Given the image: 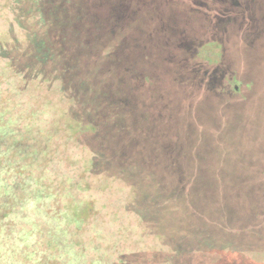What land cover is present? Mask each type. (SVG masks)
<instances>
[{"label": "trees", "instance_id": "16d2710c", "mask_svg": "<svg viewBox=\"0 0 264 264\" xmlns=\"http://www.w3.org/2000/svg\"><path fill=\"white\" fill-rule=\"evenodd\" d=\"M199 60V0H0V264L263 263L264 170L215 165L263 141L264 94L199 99ZM219 98L237 136L199 127Z\"/></svg>", "mask_w": 264, "mask_h": 264}, {"label": "rangeland", "instance_id": "374dc122", "mask_svg": "<svg viewBox=\"0 0 264 264\" xmlns=\"http://www.w3.org/2000/svg\"><path fill=\"white\" fill-rule=\"evenodd\" d=\"M199 53V75L202 76L203 73L204 82L200 80V77L199 80L202 84H206H203L199 89V99L203 95L210 97L219 95V90L224 84V77L231 78L234 74L243 82H252V90L255 92L264 94V0H199ZM217 54L221 55L222 66L209 65L206 58H215ZM207 74L211 76L209 79H207ZM219 99L221 100L219 104L210 101L202 106L199 103V121H201L199 127L204 123H210L215 126L213 129L218 133L226 132L227 138H230L231 135L237 136V133L231 132V129L230 132L224 130L223 126L228 129L229 125L227 123L223 124L222 121L224 118L229 117L235 106L227 104L221 98ZM260 105L262 110L259 114H261L263 120L262 130L264 133V102H261ZM254 106L259 105L243 103V108L250 111L249 120L254 119L252 113L255 112ZM202 116L208 118L204 119ZM249 133L243 134L241 139L246 142ZM203 141H205L204 138H202ZM252 145L250 144L249 147L246 146L245 148L227 146L224 160L217 163L215 167L221 169L233 168L235 170L249 168L251 170L255 169V171L262 168L264 170V134L263 141L260 144ZM205 147L210 152L214 151V148L210 146ZM234 154L241 156V159H232ZM249 182L250 180L244 182V184L246 185ZM257 197L255 201H253L254 198H248L247 204H254L258 212H263L260 215L261 218L255 220L258 221L257 224L260 227L257 226L258 231H262L264 236V201H261L262 199L259 196ZM200 203L201 201H199V205L203 206ZM233 207L236 208L237 205L234 204ZM211 220L212 222H209V225L215 236L226 231L229 234H236L238 230H245L243 226L245 222L241 223L242 227L237 223V227H229L222 231L227 226L228 223H226L221 230L219 229L220 231L215 230L213 226L218 229V222L215 218ZM255 220L253 219V224ZM199 228V232H203L205 223H200ZM209 256L215 258L218 255L212 251ZM256 261L264 264V255L258 257Z\"/></svg>", "mask_w": 264, "mask_h": 264}]
</instances>
